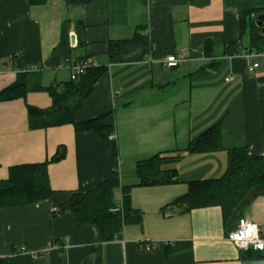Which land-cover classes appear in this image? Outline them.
<instances>
[{
	"label": "crops",
	"instance_id": "obj_1",
	"mask_svg": "<svg viewBox=\"0 0 264 264\" xmlns=\"http://www.w3.org/2000/svg\"><path fill=\"white\" fill-rule=\"evenodd\" d=\"M119 41L131 43L115 48ZM252 53L239 11L224 0H93L71 8L61 0H0V95L16 83L27 89L0 100V181L64 150L48 165L47 200L0 208V264H264V253L229 240L238 220L226 223L220 207H170L191 183L223 176L229 151L264 156V57ZM170 55L185 62L168 69ZM84 62L105 71L75 119L102 118L113 135L34 128L30 109H51L48 90H64L70 68ZM218 123L222 151L184 153L174 183L139 185L138 162L184 151ZM109 172L131 187L133 213L121 239L101 244L95 227L75 226L61 208ZM243 217L264 234V196L252 195Z\"/></svg>",
	"mask_w": 264,
	"mask_h": 264
},
{
	"label": "trees",
	"instance_id": "obj_2",
	"mask_svg": "<svg viewBox=\"0 0 264 264\" xmlns=\"http://www.w3.org/2000/svg\"><path fill=\"white\" fill-rule=\"evenodd\" d=\"M71 8L85 6L93 0H61ZM33 5H43L47 0H30ZM228 7L240 13L242 34H248L252 52L264 53V23L260 26L259 16H264V0H224ZM131 41H119L115 48L126 47ZM113 50H111L112 52ZM105 69L89 67L77 80L67 83L64 90H48L53 98L51 109L44 111L34 128H56L73 125L77 132L92 133L108 140L112 128L103 125V119L78 123L75 114L83 102L91 96ZM27 92L24 84L16 83L1 95V101L14 100ZM223 150V129L216 124L200 137L193 140L184 151H171L140 161L136 173L140 186H165L177 178L176 166L184 153L210 154ZM64 157V150L51 162L24 165L11 169L10 177L0 181V208L34 204L47 200L52 190L49 186L48 165ZM121 194L122 206L118 203ZM131 187H123L118 172L104 175L102 182L85 193H76L61 208L69 212L75 226H93L98 231L99 243H108L123 237L124 228L132 222ZM264 196V156L251 155L246 148L229 151V166L220 178L198 181L189 185L186 195L175 200L170 207L191 211L194 209L220 207L225 222L241 218V209L252 196ZM238 222V221H237ZM168 252H172L171 248ZM88 264V263H85Z\"/></svg>",
	"mask_w": 264,
	"mask_h": 264
},
{
	"label": "built area",
	"instance_id": "obj_3",
	"mask_svg": "<svg viewBox=\"0 0 264 264\" xmlns=\"http://www.w3.org/2000/svg\"><path fill=\"white\" fill-rule=\"evenodd\" d=\"M251 57L252 58H263L264 57V53H256V52H253L251 54ZM185 62V58L182 56V55H170V56H167V58L164 60V66L168 69H171V68H177L179 67L182 63ZM89 64L84 62V63H78V64H75L73 65L71 68H70V71H71V75H72V79L73 80H77L80 76H82L85 71L89 68ZM254 68H258V64H255L253 66ZM30 72H34L36 71V68H30L29 69ZM227 81H230V80H227ZM241 220H244L248 223H252V224H255L252 220L248 219V218H240L235 226V229L234 230H237L239 227H240V222ZM257 225V224H256ZM258 226V225H257ZM259 228V239L261 241H264V234L262 233L260 227L258 226ZM232 230L230 232V234L234 231ZM229 234V236H230ZM229 238V237H228ZM230 240V239H229ZM239 250L241 251H245L244 248L240 247L236 241L234 240H230ZM150 247L147 246V250H149ZM246 251H253V252H257V253H264V250H260V249H257V248H254L253 244L249 243L248 244V247H247V250ZM245 251V252H246Z\"/></svg>",
	"mask_w": 264,
	"mask_h": 264
},
{
	"label": "clouds",
	"instance_id": "obj_4",
	"mask_svg": "<svg viewBox=\"0 0 264 264\" xmlns=\"http://www.w3.org/2000/svg\"><path fill=\"white\" fill-rule=\"evenodd\" d=\"M229 239L236 241L245 251L249 243L253 244L254 248L264 250V241L259 239L258 226L244 220H241L240 227L230 234Z\"/></svg>",
	"mask_w": 264,
	"mask_h": 264
},
{
	"label": "water",
	"instance_id": "obj_5",
	"mask_svg": "<svg viewBox=\"0 0 264 264\" xmlns=\"http://www.w3.org/2000/svg\"><path fill=\"white\" fill-rule=\"evenodd\" d=\"M257 20H258L260 26H262L264 23V16H259ZM72 43H75V37L72 38ZM29 114H30L31 125L34 126L36 124L37 120L41 116H43L44 112L40 111L37 108H31L29 111ZM234 229H235V226L232 228V230H234Z\"/></svg>",
	"mask_w": 264,
	"mask_h": 264
}]
</instances>
